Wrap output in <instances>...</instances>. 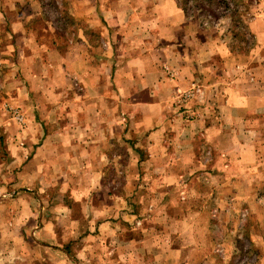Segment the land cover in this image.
<instances>
[{
    "label": "crops",
    "instance_id": "obj_1",
    "mask_svg": "<svg viewBox=\"0 0 264 264\" xmlns=\"http://www.w3.org/2000/svg\"><path fill=\"white\" fill-rule=\"evenodd\" d=\"M62 2L0 0V264H264V10L238 54L181 0Z\"/></svg>",
    "mask_w": 264,
    "mask_h": 264
},
{
    "label": "rangeland",
    "instance_id": "obj_2",
    "mask_svg": "<svg viewBox=\"0 0 264 264\" xmlns=\"http://www.w3.org/2000/svg\"><path fill=\"white\" fill-rule=\"evenodd\" d=\"M28 4L14 6V0H1V6L7 11L16 9L20 10H36L40 16L36 17L32 22L28 23L36 33L40 35V28L47 26L51 23L58 24L60 28L67 27L68 11L72 10V5L69 2L64 4L61 0H27ZM67 1V0H66ZM184 9L187 13L192 15L193 20H196L200 25L208 29H215L225 35L226 42L229 43L234 52L238 54H245L249 52V47L253 39L250 34V25L254 23L256 13L264 10V0H181ZM15 9V10H14ZM17 11V10H16ZM67 18V19H66ZM75 23L72 21V26ZM3 24H1V27ZM38 36V35H36ZM1 154V153H0ZM1 162V161H0ZM1 165V163H0ZM6 180L4 177V168L0 166V189L3 182ZM1 191V190H0ZM0 192V199H2ZM72 207V205H70ZM25 226L26 232L29 234L32 227H35L34 221ZM37 225V224H36ZM40 225V221H39ZM20 229L22 227H19ZM6 248L4 243H0V252ZM32 248H27V252ZM30 253V252H29ZM31 259V258H30ZM31 264V263H30ZM45 264V263H43Z\"/></svg>",
    "mask_w": 264,
    "mask_h": 264
},
{
    "label": "built area",
    "instance_id": "obj_3",
    "mask_svg": "<svg viewBox=\"0 0 264 264\" xmlns=\"http://www.w3.org/2000/svg\"><path fill=\"white\" fill-rule=\"evenodd\" d=\"M166 72L169 76H174V72H172L169 69H166ZM201 95V89L200 87L196 85H192L189 89L182 91V92H176V105L180 108V112H184L186 110V106L193 100H196ZM5 110L10 113L12 118L20 123L22 122L23 118L20 112L10 106H5ZM187 112V111H186ZM186 118L191 119V113L186 114Z\"/></svg>",
    "mask_w": 264,
    "mask_h": 264
}]
</instances>
